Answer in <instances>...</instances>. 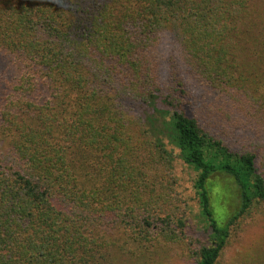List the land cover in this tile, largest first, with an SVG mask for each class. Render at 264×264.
Returning a JSON list of instances; mask_svg holds the SVG:
<instances>
[{
	"label": "trees",
	"instance_id": "obj_1",
	"mask_svg": "<svg viewBox=\"0 0 264 264\" xmlns=\"http://www.w3.org/2000/svg\"><path fill=\"white\" fill-rule=\"evenodd\" d=\"M167 36L195 80L264 122V0H0V264H112L128 244L218 264L264 203L258 153L188 114L177 58L163 79ZM168 145L197 173L199 249Z\"/></svg>",
	"mask_w": 264,
	"mask_h": 264
},
{
	"label": "rangeland",
	"instance_id": "obj_2",
	"mask_svg": "<svg viewBox=\"0 0 264 264\" xmlns=\"http://www.w3.org/2000/svg\"><path fill=\"white\" fill-rule=\"evenodd\" d=\"M164 47L163 79L169 78L171 62H168V59L177 58L174 66L177 64L178 74L191 93L186 99L188 114L199 117L205 126L215 125L216 127H207L217 138L223 139L233 151L248 150L258 153L257 167L264 173V122L258 118L259 116H249L250 110L255 112L254 106L231 110L218 95L189 74L183 58L175 51V45L169 36L164 39ZM249 135H253V138L248 139ZM167 148L173 151L175 156L174 176L177 181L175 193L180 199V202L176 203L180 205L179 217L185 222V233L194 240L196 248L199 249L209 244L210 233L207 225L199 218L200 209L194 190L197 173L183 162L177 149L169 145ZM224 183L219 178L215 184L223 186ZM217 192L219 193V188L214 187L215 196ZM120 240L121 245L126 238L120 236ZM117 248L112 264H195L194 258L186 256L182 245L168 248L153 246L145 251L131 244H128L125 250H120V246ZM218 264H264V203H255L251 211L241 219L240 224L232 229L230 242L223 250Z\"/></svg>",
	"mask_w": 264,
	"mask_h": 264
}]
</instances>
